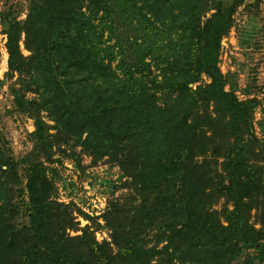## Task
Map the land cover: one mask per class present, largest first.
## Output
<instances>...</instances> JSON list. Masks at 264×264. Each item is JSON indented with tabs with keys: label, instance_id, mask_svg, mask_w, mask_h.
Here are the masks:
<instances>
[{
	"label": "trees",
	"instance_id": "16d2710c",
	"mask_svg": "<svg viewBox=\"0 0 264 264\" xmlns=\"http://www.w3.org/2000/svg\"><path fill=\"white\" fill-rule=\"evenodd\" d=\"M118 1L138 9L146 30L163 29L170 43L175 33L174 53L150 59L156 73L148 56L124 53L119 37H104L105 28L112 33ZM212 1L214 12L202 22ZM5 5L0 21L8 68L42 99L26 100L22 90L14 99L18 110H31L36 146L51 161L54 135L42 110L56 136L75 141L94 160L106 156L117 163L131 179L135 202L130 210L112 206L107 214L110 243L96 242L86 229L70 237L67 230L77 224L52 198L44 163H28L25 202L17 163L0 150V264H237L248 249L259 254L243 264L262 259L264 167L247 169L264 159V142L252 124L257 101L226 91L217 68L236 0H40L24 21L17 20L14 5ZM22 35L29 57L20 50ZM115 49L121 58L113 67ZM202 74L210 83L199 90L197 104L189 85ZM208 153L216 162L223 159L227 184L217 169L211 175L208 160L195 161ZM219 197L232 209L213 210ZM15 198L27 205V222L18 220ZM252 210L259 229L249 223Z\"/></svg>",
	"mask_w": 264,
	"mask_h": 264
},
{
	"label": "rangeland",
	"instance_id": "374dc122",
	"mask_svg": "<svg viewBox=\"0 0 264 264\" xmlns=\"http://www.w3.org/2000/svg\"><path fill=\"white\" fill-rule=\"evenodd\" d=\"M32 1L35 3L40 0H0V15L5 4H11L17 9V20L24 21ZM236 2L238 6L233 15L232 27L220 42L217 68L224 78L226 91H233L240 101L248 99L257 101L252 124L254 136L262 143L264 142V0H236ZM213 4L212 1L209 10L202 16V22H205L214 12ZM139 5L137 4V6ZM113 6L116 15L111 23L110 20L106 21V24H111L112 33L105 28L104 37H119L122 42L119 45L120 50L124 53L138 51L141 56H148L145 58V62L151 63L153 71L156 73L155 65L150 59L155 55L165 57L174 53L171 47L176 44L175 33H170L169 36L173 39V42L170 43L166 41L163 29H145L137 15L138 9L134 8L133 10L129 8V4H124L121 1L113 2ZM82 11L84 12L85 9L83 8ZM145 17L153 21L150 14H146ZM103 25L102 22L99 26L103 28ZM4 30L0 21V150L10 154L17 163L16 177L21 180L20 186L24 191L23 198L27 202L28 163L31 161L43 162L45 176L52 185V198L62 206L61 212L71 215L77 224L76 230H67L66 234L76 237L86 229L92 232L96 242L110 243V230L105 221L106 216L111 212L112 206L122 208L124 211L131 209L135 202L131 179L124 177L120 166L117 163L109 162L108 157L104 156L102 159L94 160L84 153L82 147L76 145L75 141L71 139L64 141L62 136H56V130L52 129L54 122L50 121L47 113L41 110L42 122L48 127V133L54 135L50 137L51 161L46 160L40 148L36 146L34 138L31 137L35 131V120L30 115L31 110L28 112L18 110L14 101L15 94L19 90L24 92L26 100L41 102L42 99L35 93L36 88L32 87L26 90L22 84L23 78L20 80L17 73L9 70L6 52L7 38ZM154 36L161 41L158 42V45L153 39ZM23 40L24 35H22L20 43L21 53L23 56L29 57L30 53L23 47ZM107 44L111 45L113 41H109ZM148 51L151 52L150 55H147ZM114 54L113 67L121 58L116 49ZM209 83L210 79L202 74L197 83L189 85L193 91H196L193 99L197 100V104L202 100L199 90ZM209 112H213L212 106H210ZM32 114H34L33 111ZM206 155L204 158L196 157L195 161L202 163L204 160H208L211 175L214 176L213 172L217 169L219 179L227 184L224 179L225 173L221 168L223 159H218L216 162L210 153ZM251 166L263 168L264 159H260L257 163L254 162L253 165H248L247 169L250 170ZM259 169L257 168V170ZM14 200L18 205V220L27 222V205L17 202L16 198ZM213 204V210L232 209V204L224 197H219ZM249 223L256 229L261 226L255 210L251 211ZM152 234L153 231H150L149 235ZM257 247H262L263 256L261 260L253 259L252 264H264V240L260 241ZM258 254V251L254 249L244 250L235 263L243 264L247 259L258 256Z\"/></svg>",
	"mask_w": 264,
	"mask_h": 264
}]
</instances>
